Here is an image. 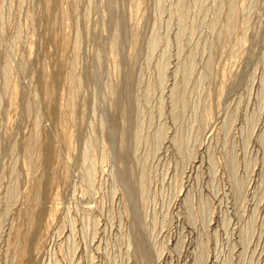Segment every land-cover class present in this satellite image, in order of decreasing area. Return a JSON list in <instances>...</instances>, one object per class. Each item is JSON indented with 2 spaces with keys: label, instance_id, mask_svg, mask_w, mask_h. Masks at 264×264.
<instances>
[{
  "label": "rangeland",
  "instance_id": "rangeland-1",
  "mask_svg": "<svg viewBox=\"0 0 264 264\" xmlns=\"http://www.w3.org/2000/svg\"><path fill=\"white\" fill-rule=\"evenodd\" d=\"M0 264H264V0H0Z\"/></svg>",
  "mask_w": 264,
  "mask_h": 264
}]
</instances>
